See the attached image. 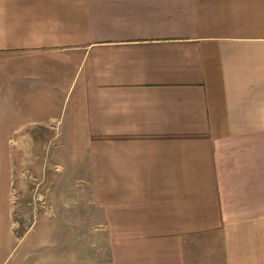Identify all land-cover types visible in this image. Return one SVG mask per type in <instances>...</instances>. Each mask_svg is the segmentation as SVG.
Instances as JSON below:
<instances>
[{
  "label": "crops",
  "instance_id": "obj_1",
  "mask_svg": "<svg viewBox=\"0 0 264 264\" xmlns=\"http://www.w3.org/2000/svg\"><path fill=\"white\" fill-rule=\"evenodd\" d=\"M60 138L97 243L60 260L52 196L22 229L8 147L0 264H264V0H0V140Z\"/></svg>",
  "mask_w": 264,
  "mask_h": 264
},
{
  "label": "rangeland",
  "instance_id": "obj_2",
  "mask_svg": "<svg viewBox=\"0 0 264 264\" xmlns=\"http://www.w3.org/2000/svg\"><path fill=\"white\" fill-rule=\"evenodd\" d=\"M59 99L60 105L64 104L65 93L60 94ZM66 104L67 100L64 108ZM8 147H11L12 151L13 171L18 170V166L21 165L20 195L16 194V197L21 198V211L15 216L16 220L20 219L23 224L22 229L24 225L29 228L38 219L40 213L50 212L49 198L52 196L53 212L55 206L58 208V219L55 224L58 230L60 260L71 258L68 253H72L77 259H82V248L88 246L89 240L97 243L99 234L96 236L95 230L101 222L97 214H94L91 202L93 189L89 184L90 172L87 171L89 157L87 142L61 138L0 140V164H6ZM23 148H25V165ZM15 174L18 175V172L16 171ZM84 233L87 235L85 240ZM203 260L212 261V256L204 257Z\"/></svg>",
  "mask_w": 264,
  "mask_h": 264
}]
</instances>
